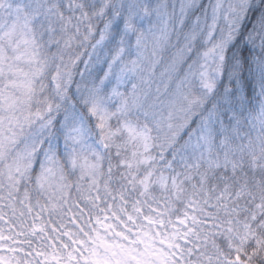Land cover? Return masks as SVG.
I'll use <instances>...</instances> for the list:
<instances>
[{"label": "snow or ice", "instance_id": "1", "mask_svg": "<svg viewBox=\"0 0 264 264\" xmlns=\"http://www.w3.org/2000/svg\"><path fill=\"white\" fill-rule=\"evenodd\" d=\"M0 264H264V0H0Z\"/></svg>", "mask_w": 264, "mask_h": 264}]
</instances>
